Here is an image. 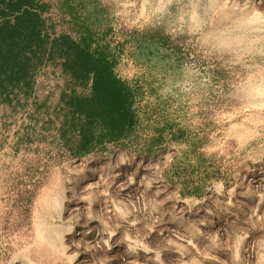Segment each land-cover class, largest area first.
Returning a JSON list of instances; mask_svg holds the SVG:
<instances>
[{"label":"rangeland","instance_id":"374dc122","mask_svg":"<svg viewBox=\"0 0 264 264\" xmlns=\"http://www.w3.org/2000/svg\"><path fill=\"white\" fill-rule=\"evenodd\" d=\"M39 1L50 37L123 45L143 97L80 157L56 55L0 105V264H264V0Z\"/></svg>","mask_w":264,"mask_h":264},{"label":"trees","instance_id":"16d2710c","mask_svg":"<svg viewBox=\"0 0 264 264\" xmlns=\"http://www.w3.org/2000/svg\"><path fill=\"white\" fill-rule=\"evenodd\" d=\"M45 7L38 0H0V105H22L20 98L33 91L39 68L56 55L61 75L86 91L68 96L67 117L57 127L71 156L99 153L107 144L129 139L143 97L139 78L121 74L120 60L130 53L123 45L113 50L99 45L87 28L78 39L50 37L41 15Z\"/></svg>","mask_w":264,"mask_h":264},{"label":"bare ground","instance_id":"6f19581e","mask_svg":"<svg viewBox=\"0 0 264 264\" xmlns=\"http://www.w3.org/2000/svg\"><path fill=\"white\" fill-rule=\"evenodd\" d=\"M166 5H167V2L165 1V0H163V1H160V3H159V8L162 10H164V9H166ZM162 10V11H163ZM47 229V228H46ZM63 230V229H62ZM48 241H49V239H48Z\"/></svg>","mask_w":264,"mask_h":264},{"label":"crops","instance_id":"0c3cea01","mask_svg":"<svg viewBox=\"0 0 264 264\" xmlns=\"http://www.w3.org/2000/svg\"><path fill=\"white\" fill-rule=\"evenodd\" d=\"M39 1V0H38ZM40 2V1H39Z\"/></svg>","mask_w":264,"mask_h":264}]
</instances>
